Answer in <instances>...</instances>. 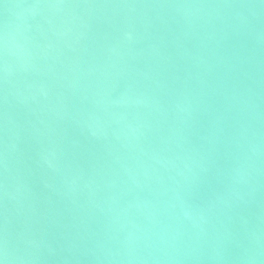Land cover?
<instances>
[{
	"label": "water",
	"instance_id": "obj_1",
	"mask_svg": "<svg viewBox=\"0 0 264 264\" xmlns=\"http://www.w3.org/2000/svg\"><path fill=\"white\" fill-rule=\"evenodd\" d=\"M4 264H264V0H0Z\"/></svg>",
	"mask_w": 264,
	"mask_h": 264
},
{
	"label": "snow or ice",
	"instance_id": "obj_2",
	"mask_svg": "<svg viewBox=\"0 0 264 264\" xmlns=\"http://www.w3.org/2000/svg\"><path fill=\"white\" fill-rule=\"evenodd\" d=\"M0 264H3V260L2 259H0Z\"/></svg>",
	"mask_w": 264,
	"mask_h": 264
},
{
	"label": "clouds",
	"instance_id": "obj_3",
	"mask_svg": "<svg viewBox=\"0 0 264 264\" xmlns=\"http://www.w3.org/2000/svg\"><path fill=\"white\" fill-rule=\"evenodd\" d=\"M3 264H4V261H3Z\"/></svg>",
	"mask_w": 264,
	"mask_h": 264
}]
</instances>
